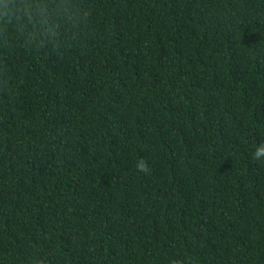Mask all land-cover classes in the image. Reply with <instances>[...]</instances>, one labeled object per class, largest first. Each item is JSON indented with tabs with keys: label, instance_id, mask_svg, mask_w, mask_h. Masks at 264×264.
Instances as JSON below:
<instances>
[{
	"label": "trees",
	"instance_id": "trees-1",
	"mask_svg": "<svg viewBox=\"0 0 264 264\" xmlns=\"http://www.w3.org/2000/svg\"><path fill=\"white\" fill-rule=\"evenodd\" d=\"M258 148L264 0H0V264H264Z\"/></svg>",
	"mask_w": 264,
	"mask_h": 264
},
{
	"label": "clouds",
	"instance_id": "clouds-1",
	"mask_svg": "<svg viewBox=\"0 0 264 264\" xmlns=\"http://www.w3.org/2000/svg\"><path fill=\"white\" fill-rule=\"evenodd\" d=\"M21 11L24 13L25 16H27V18L32 21L35 18L34 14H41L40 13V7L36 4L31 5L30 7H23L21 8ZM38 23L43 24L44 21H38ZM252 159L254 161H259L261 163H264V148H258L252 156ZM141 168H144V170H146L145 165L141 164L140 165Z\"/></svg>",
	"mask_w": 264,
	"mask_h": 264
}]
</instances>
